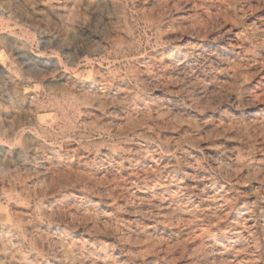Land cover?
<instances>
[{
    "label": "rangeland",
    "instance_id": "obj_1",
    "mask_svg": "<svg viewBox=\"0 0 264 264\" xmlns=\"http://www.w3.org/2000/svg\"><path fill=\"white\" fill-rule=\"evenodd\" d=\"M0 264H264V0H0Z\"/></svg>",
    "mask_w": 264,
    "mask_h": 264
}]
</instances>
